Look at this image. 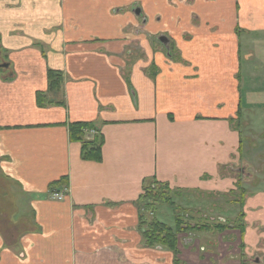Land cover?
Here are the masks:
<instances>
[{
    "label": "crops",
    "instance_id": "1",
    "mask_svg": "<svg viewBox=\"0 0 264 264\" xmlns=\"http://www.w3.org/2000/svg\"><path fill=\"white\" fill-rule=\"evenodd\" d=\"M188 1L0 0V173L33 219L18 236L0 227V264H172V252L142 244L135 203L146 179L205 199L235 189L247 155L238 122L264 77L249 65L264 61V0ZM161 35L176 54L150 44ZM131 41L142 53L125 73ZM48 69L63 74L48 97L63 105L36 102ZM73 121L102 135L99 161L81 158ZM240 206V224L223 231L237 244L221 237L215 255L182 232L181 264H264V189Z\"/></svg>",
    "mask_w": 264,
    "mask_h": 264
},
{
    "label": "rangeland",
    "instance_id": "2",
    "mask_svg": "<svg viewBox=\"0 0 264 264\" xmlns=\"http://www.w3.org/2000/svg\"><path fill=\"white\" fill-rule=\"evenodd\" d=\"M144 2V0H141ZM171 3L172 1L176 0H168ZM180 1V0H179ZM177 0V3L179 2ZM189 2V1H187ZM183 3V2H182ZM144 4V3H143ZM180 4V2L178 3ZM185 4V2H184ZM142 5L138 2H135L133 4V7ZM197 22V21H195ZM151 37V35H148ZM184 37H187L185 35ZM153 40V38H149ZM168 41V40H167ZM158 43L156 41H153L150 44ZM159 44V43H158ZM157 49H160L161 44L155 46ZM166 48H170L172 53H177L176 47L174 46H167ZM142 53V49L136 44L131 41L129 44H127L124 49L122 50L121 54L122 56L126 57V67L123 69L125 70V73H127V69L129 68V64L133 61V55H138ZM119 53V55H121ZM249 65L252 66V70L264 73V61L261 63L259 61H252L249 62ZM264 75V74H260ZM241 80V90L245 88V83H247V80H245V77L243 74L240 76ZM261 83V84H260ZM253 92L254 97L253 101L264 99V77H258L257 79H254L253 82ZM244 92V90H243ZM263 94V95H262ZM254 102L252 109H248L249 105L245 104L244 108L246 109L247 117L245 120H239L238 122V130L241 131L243 136V144L246 151V158L244 159L245 171L242 174H236V185L237 188L235 192L230 193L229 196H222V194H209L205 198H197L196 192H187V191H179L172 189V198L173 203L175 204V207H172L168 205V203H158L157 209L155 212H149V215H156V218L163 221L164 223L168 224L169 226H174V213L175 210H178L181 212V215L187 220L190 221L191 224L197 223H210L214 225L215 223L221 221L225 223V226L232 225H238L240 224V217L239 212H241L240 207L237 203H234L236 201L231 200L232 195L234 198L240 197L241 192H245V196L247 194H250L251 192L255 190H262L264 189V107H261L260 104H256ZM242 113V114H243ZM244 116V114H243ZM243 118V117H242ZM92 133V131L90 132ZM244 151V152H245ZM248 172V174H246ZM246 174V175H245ZM253 183V181H255ZM156 181V180H155ZM154 179H146L145 185H153L156 187H163L160 186L157 182H155ZM252 181V182H251ZM251 185H242L241 183H245ZM13 181L7 180L1 175L0 173V227L2 229L10 228L13 233L21 234L20 232L27 231L29 228L33 226V219L31 214V209L29 207L25 206L26 197H24L23 194L20 193V190ZM144 185V184H143ZM243 188V189H242ZM143 191V190H142ZM206 194V192H205ZM244 196V197H245ZM6 199L10 200L8 202H5ZM22 211V214L20 215L19 212ZM150 211V210H149ZM144 213V211H142ZM223 217V218H221ZM244 224V219L242 220ZM255 227V224H254ZM228 229V228H227ZM219 231H198V230H192L187 231L189 235H194L198 238L197 241H201V243L205 246L207 251L209 252H215V255H219V253H222V248H219L221 252L218 250V242L220 238L224 242L228 241H235L234 244H237L239 241V234L238 232L234 234L233 239H229L225 236V233L227 230H225L222 233H218ZM224 234V236H223ZM7 237L5 238L7 243H12L16 239L12 238L11 235L4 234ZM155 248V247H154ZM159 249H162L160 247H156ZM166 250V249H164ZM211 250V251H210ZM170 252V250H169ZM256 253V252H255ZM173 259L174 257H177L179 259L180 255L177 253H173ZM224 254L222 253V256ZM259 257H261L260 254H258ZM229 257V255L227 256ZM236 258L239 259V254H236ZM173 261V260H172ZM184 262L180 261L179 263Z\"/></svg>",
    "mask_w": 264,
    "mask_h": 264
},
{
    "label": "trees",
    "instance_id": "3",
    "mask_svg": "<svg viewBox=\"0 0 264 264\" xmlns=\"http://www.w3.org/2000/svg\"><path fill=\"white\" fill-rule=\"evenodd\" d=\"M1 53V50H0ZM8 63L1 59L0 55V71L5 70ZM47 73V90L36 92V102L38 106H46L47 104L56 103L63 105V99L53 100L49 95H56L61 91V84L63 82V74L60 70L48 69ZM128 78V77H127ZM131 89V87H130ZM68 136L71 141L81 142V158L86 160L99 161L101 156V144L103 143L102 135L97 132L96 127L91 121H73L67 123ZM92 133L90 134V132ZM90 136H89V135ZM89 136V137H87ZM155 181V179H154ZM67 177L50 183L51 190L55 187L66 185ZM160 186L154 187L153 185H143L138 200L135 205L138 209V229L141 232L142 244L147 247H160L162 249L170 250V252L177 253V239L178 235L182 232L198 230V231H219L222 232L228 228L223 222H217L214 225L210 223L191 224L187 221L181 212L175 210L174 213V226H169L163 221L156 218V215H149V212H155L158 203H168V205L175 207L172 198V188L168 183L155 181ZM150 210V211H149ZM144 211V213L142 212ZM172 264H181L179 259L174 257Z\"/></svg>",
    "mask_w": 264,
    "mask_h": 264
},
{
    "label": "flooded vegetation",
    "instance_id": "4",
    "mask_svg": "<svg viewBox=\"0 0 264 264\" xmlns=\"http://www.w3.org/2000/svg\"><path fill=\"white\" fill-rule=\"evenodd\" d=\"M179 1V0H178ZM182 0H180L179 2H181ZM186 1H188V0H186ZM170 2V1H169ZM172 3L174 4H176L177 3V0L174 2V1H172ZM134 9H133V13L136 15V16H140L141 15V13H142V8L140 7V6H135V7H133ZM167 37L165 36V35H161L160 37H158V40L157 39H154L153 41H156V42H158L159 44H161V48L162 49H164L165 51H167V53L168 54H171L172 52H171V49L170 48H166V45L167 46H170V45H168V43H162V40L163 39H166ZM159 40L161 41V42H159ZM167 40V39H166ZM156 44V43H155ZM245 167L246 166H242V167H239L238 168V170H236L237 172H235V174H242V173H244V172H246L245 171ZM238 172H240V173H238ZM246 174H248V172L246 173ZM245 174V175H246ZM237 182V181H236ZM252 182V181H251ZM250 182V183H251ZM242 185H244V183H241L240 184V186H242ZM246 185V184H245ZM248 186H250L249 184H247ZM236 187H237V185H236ZM235 188V187H234ZM237 188H235L234 190H232V191H230V192H228L227 194H223L224 196H229V194L230 193H233V192H235V190H236ZM243 189V188H242ZM222 195V196H223ZM241 195L242 196H240V197H237V198H234L232 195H230L232 198H231V200H233V201H236V202H234V203H237L238 205H239V207H241L240 205H241V201L243 200V198H244V196H245V192L243 193V192H241ZM241 210V209H240ZM239 217H240V215H239ZM221 222V221H220ZM240 222H241V220H240ZM231 226L232 227H236V226H238V225H232V224H230V226H228V228H231ZM226 230V229H225ZM223 232V231H222ZM222 232H218V233H222Z\"/></svg>",
    "mask_w": 264,
    "mask_h": 264
},
{
    "label": "built area",
    "instance_id": "5",
    "mask_svg": "<svg viewBox=\"0 0 264 264\" xmlns=\"http://www.w3.org/2000/svg\"><path fill=\"white\" fill-rule=\"evenodd\" d=\"M63 194H65V192H54V194L52 195L54 198H57V199H63L64 198V195Z\"/></svg>",
    "mask_w": 264,
    "mask_h": 264
}]
</instances>
